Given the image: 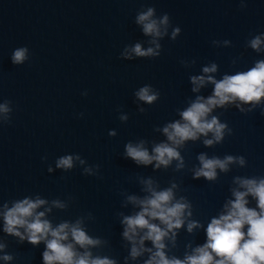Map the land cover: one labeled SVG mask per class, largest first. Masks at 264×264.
I'll return each instance as SVG.
<instances>
[{
  "label": "water",
  "instance_id": "1",
  "mask_svg": "<svg viewBox=\"0 0 264 264\" xmlns=\"http://www.w3.org/2000/svg\"><path fill=\"white\" fill-rule=\"evenodd\" d=\"M149 8L157 21L168 16L160 37L145 35L136 23ZM257 37L261 44L254 49ZM137 43L159 54L136 56L131 49ZM20 48L27 49L26 59L14 64ZM260 61L264 0H0V105L9 109L0 110V264H45L50 235L33 244L26 225L5 231L6 213L26 199L45 202L29 222L43 212L41 219L52 228L69 225L62 243L73 245L76 258L148 264L157 252L169 261L196 255L208 242L211 221L228 214L234 192L247 191L239 181L264 179V96L258 102L229 101L208 113L207 120L226 125L219 142L210 131L176 145L163 129L183 123L180 113L197 98L213 95L208 77L220 81ZM213 65L214 72L203 71ZM200 76L206 83L193 91L198 86L192 77ZM145 86L156 95L151 103L136 96ZM128 144L142 145L149 155L168 144L182 166L176 158L166 166L156 160L137 164L126 155ZM201 154L236 159L227 170L216 168L209 180L195 177ZM66 155L84 163L74 159L71 169L58 168L56 161ZM149 189H171L169 206L187 205L178 228L146 217L166 232L162 248L145 238L147 228H138L132 239L124 236V218L142 211L139 201L151 197ZM245 199L247 208L260 213L258 198ZM77 225L96 243L77 244L71 235ZM248 227L241 229L245 239ZM209 252L213 264L221 259Z\"/></svg>",
  "mask_w": 264,
  "mask_h": 264
},
{
  "label": "clouds",
  "instance_id": "2",
  "mask_svg": "<svg viewBox=\"0 0 264 264\" xmlns=\"http://www.w3.org/2000/svg\"><path fill=\"white\" fill-rule=\"evenodd\" d=\"M153 14L154 9L149 8L146 12L140 13L137 16L136 23L142 26L145 35L160 37L164 34L161 32L160 26L168 24V16L165 15L161 20L157 21L152 18ZM179 31V28L173 31V38H175ZM153 42L155 43V41ZM260 44L261 40L259 37L251 41V47L254 49H258ZM156 47L159 48V44ZM131 51L139 57L159 54L153 48L142 49L138 43ZM26 52V48L15 50L12 56L13 63L22 64L26 59ZM215 70V65L211 68L205 67L203 69L205 73L214 72ZM192 82L198 86L193 91H198L199 86H203L206 80L204 76L192 77ZM207 82L215 85L213 95L206 100L202 97L197 98L190 107L180 113L184 121L183 123L177 121L163 129L168 140L173 144L179 145L189 139L195 140L198 138V134L206 135L210 131L214 133L215 142H219L223 137V129L226 125L218 123L215 117L210 121L207 120L208 113L214 107L223 106L226 102L236 99L243 102H258L264 96V61L258 62L256 67L247 72L225 76L220 81H215L212 77H208ZM149 93V87L145 86L136 92V96L142 101L151 103L156 99V95H150ZM0 110L7 112L9 109L6 106L0 105ZM80 115L82 116L83 113ZM121 119H127V117H121ZM110 135H114V133H110ZM214 140H205L204 143L211 145L214 143ZM153 151L155 155H149L142 145L134 147L132 144H128L126 146V155L136 161L137 164L147 165L156 160L158 161L157 166L160 164L166 166L173 158H176L181 160V165H178V167L182 166V158L179 156V153L168 144L157 145ZM74 159L80 160V157L78 155L75 157L72 155L62 156L56 161V166L62 169H71ZM234 159L236 158L231 156L226 157L225 160L218 158L209 159L201 154L199 160L202 167L195 172V177L203 176L212 180L216 177V168L227 170V165L234 162ZM238 159L241 164L244 163L243 158ZM80 162L84 163L83 160H80ZM239 182L247 191L234 192L235 200L230 201L231 207L228 210V214L221 215L219 219L211 221L207 227L208 242L203 247L196 249V255L187 257L186 261H169L164 258L162 252H157L156 256L159 257V260L154 256L148 264H213V256L209 252V249L216 256L221 257L220 260L215 261V264H264V179L260 180L259 183L254 179H244ZM148 183L151 184V181ZM149 190L151 191V197L139 201L142 211L134 216L124 218L123 223L127 225L124 236L132 239V235L136 233L138 228H147L148 232L145 238L151 239L158 248H162L163 244L160 241L166 235V232L162 231L155 224L150 223L146 217L159 219L168 229H172L173 227L178 228L182 224L180 217L187 205L177 202L169 206V202L173 198L171 189L159 192ZM248 194H252L258 198L260 213L246 207L247 200L245 197ZM130 199L136 200L135 197H130ZM43 203L45 202L39 199L35 202L26 199L23 202L16 203L5 215V231L12 233L15 231V226L26 225L29 241L33 244L50 235L52 238L47 240L48 250L43 254L45 264H53V262H59V264H113V262L107 259L97 258L90 261L88 254L76 258L73 245L62 243V241L68 238L66 230L69 229V225L67 223H62L58 227L52 228L47 220L41 219L44 216L43 212L36 214L34 220L29 222L27 218L32 217L35 210ZM245 224L249 226L247 229V239H245V233L241 231ZM195 226L194 223L189 224L188 230L191 231ZM16 234L19 235L18 232ZM71 235L74 241L81 247L96 243L87 237L78 225L71 227ZM137 254L138 252L134 247L132 255L136 256ZM5 259H10V257H5Z\"/></svg>",
  "mask_w": 264,
  "mask_h": 264
}]
</instances>
